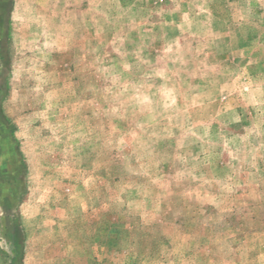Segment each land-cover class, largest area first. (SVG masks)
<instances>
[{
	"label": "rangeland",
	"instance_id": "obj_1",
	"mask_svg": "<svg viewBox=\"0 0 264 264\" xmlns=\"http://www.w3.org/2000/svg\"><path fill=\"white\" fill-rule=\"evenodd\" d=\"M0 264H264V0H0Z\"/></svg>",
	"mask_w": 264,
	"mask_h": 264
}]
</instances>
